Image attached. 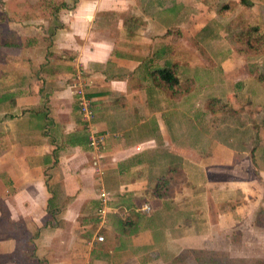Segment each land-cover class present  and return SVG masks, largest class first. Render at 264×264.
Masks as SVG:
<instances>
[{
  "label": "crops",
  "instance_id": "crops-1",
  "mask_svg": "<svg viewBox=\"0 0 264 264\" xmlns=\"http://www.w3.org/2000/svg\"><path fill=\"white\" fill-rule=\"evenodd\" d=\"M217 1L223 4L216 10L204 0H63L46 39L25 35L46 42L22 50L28 61L5 62L14 74L0 76V264H173L247 243L240 233L254 229L256 211L264 212V103L252 101L264 88L248 74L259 67L247 71L240 61L242 74L232 83L251 79L262 93L211 97L255 107L260 134L251 148L212 140L203 126L211 117L205 102L188 113L182 108L202 95L184 52L200 49L209 67L201 42L219 44L209 28L216 17L227 27L264 14V0H248L247 10L237 0ZM231 49L243 57L234 43ZM220 63L223 74L234 68L227 58ZM158 68L171 69L188 92L172 99L153 87L150 74ZM78 82L94 114L91 130L105 135L98 151L71 94ZM189 115L194 144L182 141L171 118ZM160 178L173 182L156 197ZM100 189L109 196L104 223L95 215Z\"/></svg>",
  "mask_w": 264,
  "mask_h": 264
},
{
  "label": "rangeland",
  "instance_id": "rangeland-1",
  "mask_svg": "<svg viewBox=\"0 0 264 264\" xmlns=\"http://www.w3.org/2000/svg\"><path fill=\"white\" fill-rule=\"evenodd\" d=\"M203 3L205 5L204 7H208L209 9L216 7V10L223 4L222 1L217 0H204ZM61 5L64 7L63 0H0V76L3 78L6 77L3 71H6L7 74L11 73L10 75L14 74L10 72L13 69H5L3 66L5 62H7L8 65H14L15 61H28L29 58L25 54L26 51L22 50L30 48L32 44H36L37 42V45H42L43 42H46L44 40L47 38L45 28L48 27V23L51 22ZM245 9L247 10L248 7H245L244 10ZM216 20L221 21L220 24H218ZM216 20L211 24V26L215 25L216 27L212 28L210 26L209 28L215 29L217 32L219 44H216V48H214L211 44V47H209V39H207L208 41L205 39L201 42V46L205 49V52L211 60V62L206 60L209 62V67L205 65L203 61L205 57L200 49H198V51L195 48L194 50L190 49L189 51H192V53H188V51L184 52V59L187 57L194 62V77L198 84V87H195V89L199 95L202 94L201 98L198 100L199 102L196 100L194 101L193 96L189 100L182 102V108L186 113L194 109V102L199 103V107H201L205 99L209 97H220L224 99L226 95L231 93L239 96L242 93H251L255 95L256 93L260 94L263 92L251 79L245 80L250 82L238 86L233 84L232 81L242 74L240 61L244 63V70L255 71L256 68L254 69L253 66L256 65L259 67V73L264 75V63H258L264 58V53L258 55V57L257 55H251L252 57L248 55L247 57L249 58H245L246 55L242 58L235 56L231 49L233 41L231 42L228 36L230 30L228 27L224 26L226 20L222 21L219 17H216ZM234 23L237 26H241V28L249 25V27L255 26L263 28L264 14L259 17H253L247 14V16L244 15L242 20L235 19ZM217 25L219 26L217 27ZM232 32L235 31L233 30ZM33 33L43 34L44 36L42 38L44 39H36V36L27 37ZM39 39H41V41H38ZM183 44L184 50H187L186 47H188V45L186 41H183ZM217 45L220 47L219 49ZM239 48H242L243 52L246 51L244 44L239 45ZM233 56L235 58L231 59ZM226 58L230 60V64L234 66V68H232L230 72L223 74L219 64ZM200 62L204 64V66L199 64ZM256 70L258 72V69ZM1 71L3 74H1ZM190 72H193L190 68L186 69V76ZM252 101L253 104L264 103V97ZM221 104L227 107L225 106V108L219 109L214 115L208 118V120H203V126L210 130V138L221 143L234 145L237 148H251L255 140V135L260 134L255 124L256 120L259 118V116L256 115L258 112H256L255 107L246 104V100H233V104H231L230 101L228 103L221 102ZM191 117V115H189L188 119L177 116L171 117L173 121H175L173 125L178 127L176 133L183 137L184 140L182 141L186 144L192 142L194 144V125L193 121L190 120L192 119ZM261 134L264 138V133L261 132ZM239 145L244 146L242 147ZM168 158L169 159L167 160L166 158V160L169 163L172 157ZM261 204L264 206V203ZM255 218L258 222H256ZM255 218L253 220L254 229L250 227L248 229L245 228L242 230L243 233H240V235H244L243 237H247V243L239 244L234 242L230 245L231 251L225 253L209 251L195 252L193 258L190 256H182L181 260H177L176 263L173 264H264V212L261 213L256 211ZM250 231H252V233ZM255 231L256 234L254 236ZM235 238L237 240L239 239L234 236L233 240H235ZM252 239H255V241L252 242ZM23 246L24 244L22 243L18 244V247L21 249ZM19 254L21 255V251ZM228 255H230V258H228ZM14 262L17 264H34L22 258H15Z\"/></svg>",
  "mask_w": 264,
  "mask_h": 264
},
{
  "label": "trees",
  "instance_id": "trees-1",
  "mask_svg": "<svg viewBox=\"0 0 264 264\" xmlns=\"http://www.w3.org/2000/svg\"><path fill=\"white\" fill-rule=\"evenodd\" d=\"M239 4L245 7L251 6V3L248 0H237ZM230 5V4H229ZM225 5V7H229ZM63 7V5H61ZM228 29L230 30L231 39L234 43L235 52L242 56L248 55H261L264 53V27H249L235 25L234 22L228 24ZM235 32H232V31ZM245 45V52L242 48H239V45ZM253 79L262 85L264 88V75L259 72L248 73ZM152 85L155 88H160L169 98H179L184 95L189 90V84L180 83L175 73L169 68H158L151 71ZM228 103V102H226ZM220 106V107H217ZM226 105L221 104V101L210 98L205 101L204 107L206 111L214 115L219 109L225 108ZM227 107V106H226ZM170 182H173L171 179L160 178L155 180L152 193L156 197H162L166 195L168 185ZM256 222L258 220L256 219Z\"/></svg>",
  "mask_w": 264,
  "mask_h": 264
},
{
  "label": "built area",
  "instance_id": "built-area-1",
  "mask_svg": "<svg viewBox=\"0 0 264 264\" xmlns=\"http://www.w3.org/2000/svg\"><path fill=\"white\" fill-rule=\"evenodd\" d=\"M72 97L74 98V103L77 108V112L80 116L81 122L84 125V128L86 129L88 133V141L93 151H98L103 146V141L105 139L104 134H96L91 130V122L94 118L93 111L90 106V101L86 97V93L84 90V85L80 82L72 85L70 87ZM92 166L94 167V172L96 174H100V170L98 167H96V162L92 163ZM98 200H99V206L96 209V218L99 223H104L105 221V215L108 211L107 202L109 201L108 193L104 192L102 189H100V192L98 194ZM144 211H148V207H143ZM94 241L97 243H102L103 238L102 236L96 235L94 237Z\"/></svg>",
  "mask_w": 264,
  "mask_h": 264
}]
</instances>
